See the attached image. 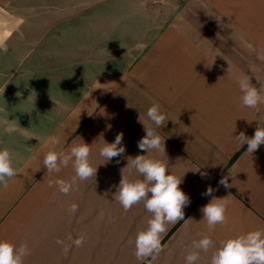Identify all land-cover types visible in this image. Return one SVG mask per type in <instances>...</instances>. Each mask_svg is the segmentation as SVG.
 <instances>
[{
    "label": "crops",
    "instance_id": "obj_1",
    "mask_svg": "<svg viewBox=\"0 0 264 264\" xmlns=\"http://www.w3.org/2000/svg\"><path fill=\"white\" fill-rule=\"evenodd\" d=\"M55 1L65 3L42 7L40 0H0V148L12 152L18 172L7 188L0 184V240L28 245L23 264H185L193 241L209 235L213 246L195 264H211L221 242L264 228V145L251 156L234 138L241 131L253 136L259 122L264 126V104L260 113L242 107L238 86L243 76L264 85V0ZM115 2L127 10L117 15ZM94 18V40L119 28L131 42L119 72L90 80L84 91L85 77L78 86L64 70L52 76L49 67L52 58L67 66L70 57L77 63L88 53L83 41L68 47L62 35L69 28L83 33ZM68 19L73 26L65 28ZM59 33L60 50L53 54L49 36ZM36 66L45 67L43 74ZM154 103L169 120L156 129L166 154L148 155L168 161L170 172L185 174L180 188L190 204L184 219L167 225L156 259L141 261L135 240L152 214L143 201L125 211L114 186L122 174L142 178L127 166L128 157L147 154L138 141L146 134L144 124L155 127L147 117ZM120 132L126 151L106 161L100 149ZM51 137L65 150L78 137L92 144L96 177L77 180L68 194L49 188L50 179L75 176L71 166L47 174L43 161ZM226 175L230 189L219 185ZM209 186L214 196L230 194L231 201L226 222L212 232L201 212L211 199L202 195ZM73 203L78 210L69 213ZM80 235L86 241L76 247Z\"/></svg>",
    "mask_w": 264,
    "mask_h": 264
},
{
    "label": "clouds",
    "instance_id": "obj_2",
    "mask_svg": "<svg viewBox=\"0 0 264 264\" xmlns=\"http://www.w3.org/2000/svg\"><path fill=\"white\" fill-rule=\"evenodd\" d=\"M238 86L242 93L240 97L242 107L260 113V105L264 104V85L257 87L251 82L250 77L243 76ZM32 99L34 101L35 95ZM147 117L155 127H148L143 123L146 134L138 141L140 151H146L147 154L137 155L134 158L128 157L127 164L129 166L130 163L142 178L130 179L122 174L119 185L114 186L117 188L114 198L120 202L125 211L143 201L146 210L152 214L147 221V228L139 231L135 240L136 258L141 261L148 257L152 260L156 259L162 251L161 241L167 225L184 219V209L190 204V198L180 188L185 174L181 177L170 172L168 161L148 155L153 151L165 153V139L160 132L156 131V129H163L169 121L162 112L161 105L154 103L149 107ZM234 138L242 147L247 145L246 152L252 156L261 145H264V126L259 122L253 136L249 137L241 131ZM59 144V138H50L49 150L43 163L49 176L58 175L63 169L72 167L75 176L71 180L61 178L48 181L49 188H58L60 192L68 194L77 180L85 181L96 177L98 166H94L90 159L92 144H87L81 137H78V142L74 141L67 150L58 148ZM125 151L123 133L120 132L113 142L104 143L100 149V155L106 161H111L113 158L122 156ZM17 174L12 152L7 147L0 148V184L7 188L8 179ZM228 180L229 176H223L219 180V185L230 189L232 184H229ZM214 191L209 186L206 192L202 193L211 197L210 201L201 208L202 220L206 221L208 232H212L216 225L226 222L227 208L231 203L228 198L230 194L225 197H216L213 195ZM105 195L107 196L108 193L106 192ZM77 210L78 205L75 203L68 209L69 213H75ZM68 240H72L71 235L68 236ZM85 241L86 236L80 235L73 243L76 247H82ZM57 243L64 244L62 240H57ZM212 246L213 240L209 235L193 241V250L185 257V264H195L200 259V253L208 252ZM68 250L69 246L64 245L65 253ZM29 254L27 244L17 247L11 239L0 240V264H23L24 258ZM211 264H264V228L238 234L221 242L220 247L211 257Z\"/></svg>",
    "mask_w": 264,
    "mask_h": 264
},
{
    "label": "rangeland",
    "instance_id": "obj_3",
    "mask_svg": "<svg viewBox=\"0 0 264 264\" xmlns=\"http://www.w3.org/2000/svg\"><path fill=\"white\" fill-rule=\"evenodd\" d=\"M38 3L40 4L39 6L43 7V5L61 6V5H64L65 2H60V1H55V0L47 2L45 0H40V2ZM102 6H104V4ZM112 9L115 10V13L117 15H119L120 11L127 10V7L122 3L115 2L114 7ZM101 13H104L103 10L101 11ZM97 20L98 19L96 18L92 19L91 21L93 22V26H91L90 24V27L85 28L83 33L81 31V34L80 33L76 34L74 32L71 33V30L69 27L73 26L72 21H70V19L65 21L68 23L63 26L65 28L66 27L69 28L68 30L69 33H67L66 35L63 34L62 37L64 36L65 39L67 40L68 47H74L75 45H77V42L79 44L83 41L84 44H86V46L89 47V49L86 50L88 53H86V55H84V57L81 58V60L78 61L77 63L75 62L77 60L76 58L74 59V57H70L69 59H72V60H69V62L67 63V66L60 65L59 58H52L51 66L49 67L51 69L52 76H57L60 72H63L64 70V72L68 76L67 81L69 83H77V85L80 86L81 85L80 76L82 75V77H85L84 78L85 82L83 84V87L85 89L88 87L87 84L89 83L90 80L92 79L94 80L98 76L101 77L102 74L104 73L113 74V73L119 72L125 60L124 49L127 47V42H131V40L127 38L128 37L127 33H124V34L119 33V30H118L119 28H116V32L111 35L100 33L99 40L97 41L94 40V36L96 35L93 34L94 32L93 28L96 27ZM100 20L102 24L103 23L102 21H104V19H100ZM82 24L84 26L88 25V23H86L85 21H83ZM45 36H48V35L46 34ZM49 37L53 38L50 42L51 51L53 52V54L56 53V50H58L59 52L60 50L59 42L61 41L60 40L61 34L60 33L51 34ZM111 43H114V46L116 47L115 49L111 48L112 47ZM108 45L110 46L108 47ZM98 50L100 52V56H98L97 54ZM36 67H38L37 69L39 70L37 72L40 74H43V70L45 69V67L44 66H41V67L36 66ZM86 80H88V82H86ZM86 90L87 89H85L84 91ZM68 101H72V99L69 98ZM70 105H72L71 102H69V107Z\"/></svg>",
    "mask_w": 264,
    "mask_h": 264
}]
</instances>
